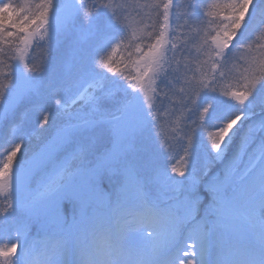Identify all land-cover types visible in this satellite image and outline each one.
Segmentation results:
<instances>
[{
	"label": "snow or ice",
	"instance_id": "1",
	"mask_svg": "<svg viewBox=\"0 0 264 264\" xmlns=\"http://www.w3.org/2000/svg\"><path fill=\"white\" fill-rule=\"evenodd\" d=\"M0 66V264H264V0H0Z\"/></svg>",
	"mask_w": 264,
	"mask_h": 264
},
{
	"label": "rangeland",
	"instance_id": "2",
	"mask_svg": "<svg viewBox=\"0 0 264 264\" xmlns=\"http://www.w3.org/2000/svg\"><path fill=\"white\" fill-rule=\"evenodd\" d=\"M17 2H19V0H17ZM34 56H36L37 58H39L40 56V50L37 49L35 53H33ZM122 55H127V53H123ZM193 55H195V51L193 50ZM119 58V55L118 57ZM122 66V65H121ZM3 66H0V68H2ZM4 71H6V69H4ZM0 83H7L6 80L3 79V77H0ZM227 82H224V84H226ZM224 86V85H221ZM172 100L174 102H177V108H178V98L177 97H172ZM167 103V102H166ZM169 112L168 113H164L163 109H161V120H162V132L165 134L166 138L169 141V147H170V151L171 154L173 156V163H178L180 160V156L183 155V151H182V146L181 143L179 141V135L178 134L175 138H173V136L171 135V131L172 128L176 126L177 123V119L178 117H180L182 115V113L177 110L175 112H173L172 107L170 104L167 105ZM208 131H211V129H208L205 131L204 133V139L205 141L208 140ZM4 206V202L2 200V198H0V208H2Z\"/></svg>",
	"mask_w": 264,
	"mask_h": 264
}]
</instances>
